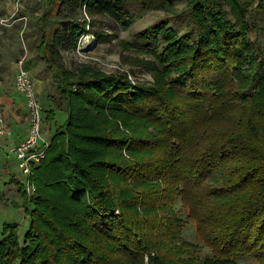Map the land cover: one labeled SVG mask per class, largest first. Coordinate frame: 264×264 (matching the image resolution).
<instances>
[{"label":"trees","instance_id":"1","mask_svg":"<svg viewBox=\"0 0 264 264\" xmlns=\"http://www.w3.org/2000/svg\"><path fill=\"white\" fill-rule=\"evenodd\" d=\"M255 1L48 0L37 54L68 117L34 168L35 193L19 182L28 228L21 236L19 222H4L0 264H144L154 250L169 264L174 248H196L184 264H264V74L253 89L264 0ZM147 11L168 14L136 40L154 58L151 84L50 56L85 33L106 38L92 28L99 18L128 27ZM190 220L199 241L184 239Z\"/></svg>","mask_w":264,"mask_h":264},{"label":"rangeland","instance_id":"2","mask_svg":"<svg viewBox=\"0 0 264 264\" xmlns=\"http://www.w3.org/2000/svg\"><path fill=\"white\" fill-rule=\"evenodd\" d=\"M47 2L48 0H0V18H9L10 26L8 28L11 29L9 30L11 38H7L3 43L2 41L0 43V50L2 51V55L0 56V87L9 89L15 94L14 81L18 68L16 61L21 56H26L32 75H36L40 71L45 76L50 77L52 86L48 91L54 98L55 106L60 109L61 106H58L60 101L59 93L56 90L52 72L46 67V59L37 54V46L41 41V25L43 24L40 21L43 19ZM55 3L59 7L61 2L60 0H56ZM258 4L259 0H256L254 7L258 6ZM184 6V1H178V9H182ZM52 11H56L55 6H52ZM167 15L165 11H147L142 13L128 27H122L110 18H99L102 23L92 26V28L105 31L108 35L106 38L99 40L92 33H85L79 38L76 46L67 43L53 44L55 52L54 54L51 52L50 56L53 58L55 65H62L72 70H79L89 66L106 74H127L128 78L135 84H151L155 76L150 70V64L154 58L143 50L141 46L138 47L140 43H136V40L141 31L155 25ZM77 17L81 20L89 19L84 11L79 12ZM66 19L64 17V20ZM181 23L182 31H184L188 27V22L181 21ZM63 25L64 22L62 21ZM1 28L4 29V26L0 22V30ZM260 37L261 41L264 42V33H261ZM35 64L37 65L35 66ZM263 74L264 57L257 70L253 89L259 76ZM19 95L20 93L15 94L16 97ZM67 117L63 111L49 114V118L45 123L46 131L44 134L52 138L61 124L66 122ZM18 165L15 167L16 171L21 177V182L26 183V177L22 176ZM15 183L19 186V182L15 181ZM18 191L17 189H13L9 194L12 199H6L9 203L7 207L4 206V201L0 203V237L5 221L19 222L21 236H23L28 228L30 217L25 213L23 196ZM176 207L179 208V204ZM181 214L183 218H186L185 212ZM183 236L185 240L199 241L196 225L193 220L188 221L187 225H185ZM177 243L180 245L182 242L177 241ZM195 249H193V252L191 250V252L194 253ZM175 251V248L172 251L170 250L171 258L174 261L172 259L167 260L169 264H184L182 260H190L189 255L191 252L188 250H185L182 254H176ZM199 252L200 256L209 255L210 249L202 247ZM152 254L145 257L144 264H156L159 253L157 250H154ZM240 262L242 264H258L256 261L247 258L240 259Z\"/></svg>","mask_w":264,"mask_h":264},{"label":"crops","instance_id":"3","mask_svg":"<svg viewBox=\"0 0 264 264\" xmlns=\"http://www.w3.org/2000/svg\"><path fill=\"white\" fill-rule=\"evenodd\" d=\"M2 19L0 18V21ZM2 25L4 26V29L1 28L0 30V43L1 41L3 43L7 38H11V35L9 34V30L11 29L8 28L10 24ZM1 53L2 51L0 50V56L2 55ZM20 58H22V56ZM18 60L16 61L18 66L17 71L19 69ZM36 65L37 64H35V66ZM25 66L30 69L27 60ZM33 76L35 79L36 91L38 92L44 106L43 127L45 132V123L49 118V114H56V111H65L55 106L53 96H51L48 91L52 86L50 77L45 76V74L40 71ZM16 93H20L17 88L15 90V94ZM15 94L9 89L0 87V117L3 119V129H0V203L4 201L5 207L9 204L6 199L10 198L9 194L13 189L19 190V186L15 183V181L21 182V177L15 168L19 164L18 157L15 155V148L25 137L30 124L27 117L25 98L21 93L18 97H16ZM65 114L67 116L66 112ZM45 136L51 138L49 135L45 134Z\"/></svg>","mask_w":264,"mask_h":264},{"label":"built area","instance_id":"4","mask_svg":"<svg viewBox=\"0 0 264 264\" xmlns=\"http://www.w3.org/2000/svg\"><path fill=\"white\" fill-rule=\"evenodd\" d=\"M9 24V18L0 21ZM26 56L19 59V69L15 78L17 90L24 96L29 120V129L22 141L15 148L19 160L22 176L26 177L25 184L29 195H33L36 186L32 180L34 168L45 158L50 145V138L44 134V106L36 91L35 79L30 70L25 66ZM3 119L0 117V129Z\"/></svg>","mask_w":264,"mask_h":264}]
</instances>
